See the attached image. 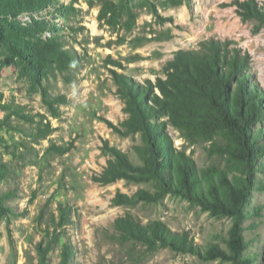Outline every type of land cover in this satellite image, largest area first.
I'll return each instance as SVG.
<instances>
[{"label": "rangeland", "instance_id": "1", "mask_svg": "<svg viewBox=\"0 0 264 264\" xmlns=\"http://www.w3.org/2000/svg\"><path fill=\"white\" fill-rule=\"evenodd\" d=\"M27 1L33 0H0V24L28 53L39 38H55L73 58L65 70L55 68L40 80L49 95L66 99L59 105V117L53 118L23 62L0 41V92L5 100L13 98L29 113L45 115L54 127L47 138L34 141L30 124L12 117L16 128L0 126V161L10 167L8 176L0 180V194L6 193L3 202L12 211L0 216V264H37V245L49 241L48 264H59L63 245L68 264H237L204 257L202 250L199 254L168 246L149 250L141 239L125 237V226L117 224L128 219L149 230L148 225L159 222L171 235H186L202 249L214 243L227 251L229 217L169 194L156 201L113 204L117 193L133 197L140 189L154 188L124 179L100 184L93 176L111 157L107 147L141 163L136 154L140 134H125L122 125L127 116L116 75H124L147 94L158 93L155 83L165 78L164 67L176 52L199 50L206 41L225 43L229 51L245 57L246 66L236 80L242 78L252 92L259 118L251 132L259 131V144L264 143V22L255 16L244 19L241 3L247 0H183L178 5L163 0H111L131 7L130 29L124 14L115 24L99 20L104 0H49L46 7L26 10ZM254 2L264 10V0ZM163 121L167 118L157 120ZM166 129L173 146L197 169L227 167L226 156L211 150L213 140L191 142L170 124ZM51 144L71 148L56 154L47 151ZM254 168L255 187L244 206L242 254L250 264H264V155L257 156ZM59 204L69 206L72 214L53 243L46 229L50 226L51 231Z\"/></svg>", "mask_w": 264, "mask_h": 264}, {"label": "trees", "instance_id": "2", "mask_svg": "<svg viewBox=\"0 0 264 264\" xmlns=\"http://www.w3.org/2000/svg\"><path fill=\"white\" fill-rule=\"evenodd\" d=\"M182 1L163 0L164 4L170 5H178ZM48 4L49 0H33L27 1L24 8L31 10L35 6L41 8ZM241 5L244 7V19L255 16L264 22V10L257 9L254 0H247ZM122 14L127 17L126 29H130L134 21L133 12L129 5L122 2L104 0L98 18H106L108 24H115ZM0 41L6 42L15 57L23 62L32 86L41 92L47 112L53 118H58L59 105L65 103L66 99L63 95H49L47 89L40 85V80L55 68L65 70L70 66L73 58L70 52L55 38H39L31 53H28L1 24ZM245 66V57L235 50L229 51L227 44L206 41L200 44L199 50L176 52L164 67L165 78H158L155 83L158 93L147 94L124 75H116L117 92L123 102L122 111L127 116L122 125L125 134H140L141 144L136 147V154L141 163L130 161L123 151L115 147H107L111 157L100 174L93 176V180L108 184L124 179L150 183L154 188V191L140 189L133 197L117 193L112 199L113 204L132 203L138 199L156 201L169 194L232 220L226 241L227 251L214 243L202 249L186 235H171L159 222L148 225L147 230L128 219L118 220L117 224L125 226V237L141 239L149 250L163 246L193 254H199L202 250L204 257L250 264V259L242 254L246 246L242 222L247 218L244 206L255 187V159L259 154L264 155V143L259 144V131L251 132L253 122L259 118L252 92L242 78L236 80ZM0 112L3 113L0 126L16 128L11 125L12 117L32 125L34 141L45 139L54 131L45 115L29 113L25 104L13 98L5 100L1 92ZM161 117H166L167 121L157 122ZM167 124L191 142L213 140L211 150L226 156L227 167L197 169L193 160L173 146ZM70 148L71 145L51 144L47 151L63 154ZM9 170V164L0 161V180L8 176ZM228 175H231L230 178ZM5 195L0 194V216L12 213L4 205ZM71 210L67 205H58V217L53 219L51 231L50 226L46 229L53 243H57L62 234L60 228L69 223ZM50 249V241L37 245V264H48L46 254ZM60 255L59 264H68L66 245L62 246Z\"/></svg>", "mask_w": 264, "mask_h": 264}]
</instances>
